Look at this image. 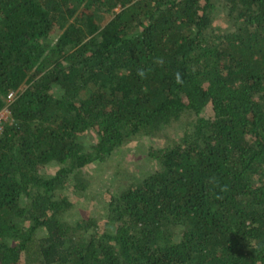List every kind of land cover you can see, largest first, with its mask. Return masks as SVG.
Instances as JSON below:
<instances>
[{
  "label": "trees",
  "instance_id": "1",
  "mask_svg": "<svg viewBox=\"0 0 264 264\" xmlns=\"http://www.w3.org/2000/svg\"><path fill=\"white\" fill-rule=\"evenodd\" d=\"M5 106L0 264H264V0H0ZM145 136L156 167L73 211Z\"/></svg>",
  "mask_w": 264,
  "mask_h": 264
},
{
  "label": "rangeland",
  "instance_id": "2",
  "mask_svg": "<svg viewBox=\"0 0 264 264\" xmlns=\"http://www.w3.org/2000/svg\"><path fill=\"white\" fill-rule=\"evenodd\" d=\"M174 132L171 129L170 132ZM163 140L155 137H142L132 140L107 161H95L87 168L92 175V182L89 192L84 195L75 190L72 186H67L61 192L63 197L69 201L73 211L83 215L104 214L102 205L98 203L99 193L107 188H116L122 183H126L131 177L140 176L153 170L156 167L155 160L151 156L152 148L162 145ZM57 169L55 162H50L42 168L45 174H52ZM117 173V176H116ZM38 264V263H32Z\"/></svg>",
  "mask_w": 264,
  "mask_h": 264
},
{
  "label": "built area",
  "instance_id": "3",
  "mask_svg": "<svg viewBox=\"0 0 264 264\" xmlns=\"http://www.w3.org/2000/svg\"><path fill=\"white\" fill-rule=\"evenodd\" d=\"M14 95H15V91L11 90L7 95V99H11ZM9 116H10V111L8 107L5 106L2 109H0V131L3 128L4 122L9 119Z\"/></svg>",
  "mask_w": 264,
  "mask_h": 264
}]
</instances>
